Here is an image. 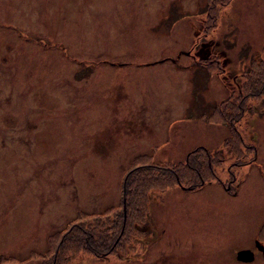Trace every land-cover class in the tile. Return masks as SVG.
I'll list each match as a JSON object with an SVG mask.
<instances>
[{
    "label": "rangeland",
    "instance_id": "374dc122",
    "mask_svg": "<svg viewBox=\"0 0 264 264\" xmlns=\"http://www.w3.org/2000/svg\"><path fill=\"white\" fill-rule=\"evenodd\" d=\"M207 2L0 0V253L19 259L0 264H34L76 209L117 202L133 155L182 161L194 144L220 152L215 176L149 187L133 247L64 264H264V92L235 123L255 146L240 164L206 117L264 54V0H227L205 29Z\"/></svg>",
    "mask_w": 264,
    "mask_h": 264
},
{
    "label": "trees",
    "instance_id": "16d2710c",
    "mask_svg": "<svg viewBox=\"0 0 264 264\" xmlns=\"http://www.w3.org/2000/svg\"><path fill=\"white\" fill-rule=\"evenodd\" d=\"M225 2L227 0H208L204 7L205 29L215 24L217 7ZM194 58L199 64H204L206 60L215 61V70L217 69V58ZM251 61L249 68L243 69L246 77H241L237 90L229 91L217 100V117H209L211 113L206 115L210 120L223 121L229 125V132L223 137V143L232 150L235 164L244 161L242 154L245 149L251 150L252 154L255 150L254 143L245 141L235 124L247 107L248 98L261 96L264 92V54ZM198 149H204V154L192 155ZM219 153L216 149L210 150L194 144L182 161L163 160L159 163L149 157L145 162L136 154L130 156L121 175L117 202L108 203L97 210L76 209L63 226L47 234L45 248H31L28 257L36 259L34 264H64L71 254L80 250L95 254L126 252L142 235L148 211L146 190L151 186L161 188L175 182L195 184L196 181L198 183L199 180L215 176L212 163L218 161ZM250 158L252 157L247 159ZM259 228L256 238L264 244V221ZM12 259L18 258L12 253H0V260Z\"/></svg>",
    "mask_w": 264,
    "mask_h": 264
},
{
    "label": "water",
    "instance_id": "95a60500",
    "mask_svg": "<svg viewBox=\"0 0 264 264\" xmlns=\"http://www.w3.org/2000/svg\"><path fill=\"white\" fill-rule=\"evenodd\" d=\"M254 240L256 242V245H258L259 247L262 246V243L257 238ZM234 252H235V257L240 260L250 259L253 256L252 249L248 246L236 248Z\"/></svg>",
    "mask_w": 264,
    "mask_h": 264
}]
</instances>
